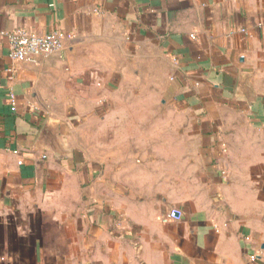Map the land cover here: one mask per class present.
Listing matches in <instances>:
<instances>
[{
    "label": "crops",
    "instance_id": "crops-1",
    "mask_svg": "<svg viewBox=\"0 0 264 264\" xmlns=\"http://www.w3.org/2000/svg\"><path fill=\"white\" fill-rule=\"evenodd\" d=\"M0 32V264H264V0H0Z\"/></svg>",
    "mask_w": 264,
    "mask_h": 264
},
{
    "label": "built area",
    "instance_id": "built-area-1",
    "mask_svg": "<svg viewBox=\"0 0 264 264\" xmlns=\"http://www.w3.org/2000/svg\"><path fill=\"white\" fill-rule=\"evenodd\" d=\"M3 32H0L2 35ZM63 33L54 30L43 35L28 32L24 29H15L8 34L9 55L15 63L29 61L35 54H50L59 51L62 48ZM13 71L12 67L8 69ZM12 107L15 109L14 98L11 97ZM177 215L176 210H172L170 217ZM251 258H254L252 255Z\"/></svg>",
    "mask_w": 264,
    "mask_h": 264
}]
</instances>
